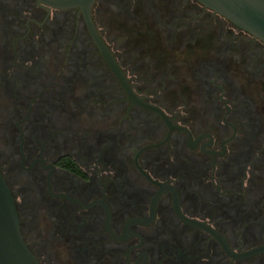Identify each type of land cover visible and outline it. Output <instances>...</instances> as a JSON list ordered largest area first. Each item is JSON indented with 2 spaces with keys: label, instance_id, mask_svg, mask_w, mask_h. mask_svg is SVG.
Wrapping results in <instances>:
<instances>
[{
  "label": "flooded vegetation",
  "instance_id": "flooded-vegetation-1",
  "mask_svg": "<svg viewBox=\"0 0 264 264\" xmlns=\"http://www.w3.org/2000/svg\"><path fill=\"white\" fill-rule=\"evenodd\" d=\"M91 17L145 105L79 6L0 0V170L30 249L264 264V41L200 0H94Z\"/></svg>",
  "mask_w": 264,
  "mask_h": 264
},
{
  "label": "water",
  "instance_id": "water-1",
  "mask_svg": "<svg viewBox=\"0 0 264 264\" xmlns=\"http://www.w3.org/2000/svg\"><path fill=\"white\" fill-rule=\"evenodd\" d=\"M54 6H79L85 15L95 41L110 65L123 81L134 101L145 105L128 85L114 56L93 25L91 6L94 0H44ZM236 25L264 41V0H200ZM162 113V112H161ZM0 264H41L24 240L20 218L11 189L0 170Z\"/></svg>",
  "mask_w": 264,
  "mask_h": 264
},
{
  "label": "rangeland",
  "instance_id": "rangeland-1",
  "mask_svg": "<svg viewBox=\"0 0 264 264\" xmlns=\"http://www.w3.org/2000/svg\"><path fill=\"white\" fill-rule=\"evenodd\" d=\"M106 34L108 35L109 40H110V42L112 43V46H113V48L116 50V52L122 54V53H124V52L126 51L125 49H123V48L120 47V42L122 41L121 38H118V37L112 35L113 33H112L111 30H107V31H106ZM127 57L130 58L129 56H127ZM126 66H127L126 68H128V70H129L130 72H131L132 67H133V68L135 67L133 63H131V64H126ZM134 77L137 78V77H139V76H137V75L134 73ZM138 82H139V81H138ZM140 82H141V80H140ZM146 88H147V90L144 91L145 93L148 92V90H149V91H151L153 94H157V95H159V100H160L161 102H163V103L166 104V99H167V96H168V95H164V94H162V93H158L157 90H153L152 88H149V87H146ZM156 92H157V93H156ZM187 93H191V91H188ZM166 105H169V103H167Z\"/></svg>",
  "mask_w": 264,
  "mask_h": 264
}]
</instances>
